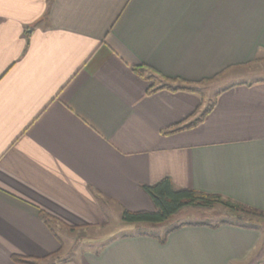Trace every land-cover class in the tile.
<instances>
[{
	"label": "crops",
	"instance_id": "obj_1",
	"mask_svg": "<svg viewBox=\"0 0 264 264\" xmlns=\"http://www.w3.org/2000/svg\"><path fill=\"white\" fill-rule=\"evenodd\" d=\"M262 61L264 0H0V264H264L262 225L178 215L65 241L165 178L264 211Z\"/></svg>",
	"mask_w": 264,
	"mask_h": 264
},
{
	"label": "trees",
	"instance_id": "obj_2",
	"mask_svg": "<svg viewBox=\"0 0 264 264\" xmlns=\"http://www.w3.org/2000/svg\"><path fill=\"white\" fill-rule=\"evenodd\" d=\"M145 70L147 69H144V67L134 68L135 73L138 74H142V72ZM180 89L191 90L188 87L177 88L174 90ZM189 127L176 125L175 128L169 131V133H175L177 131L185 130ZM171 182L172 181L169 178H165L154 185L152 184L143 186V190L152 200L155 210L139 212L124 211L122 215L123 222L129 224L163 225L171 221V219L186 209L191 208L203 211H211L215 209L216 205L218 204L224 206L225 210L231 217L216 223V225L207 221H197L187 224L210 225L215 227L221 224H231L240 227H252L253 229L257 226V228L261 227L260 225H262L264 222V211L262 210L235 203L231 200L221 197L220 195L206 194L203 192L201 193L188 188H176ZM251 220H255L256 223H253ZM184 225L185 224H181L180 227ZM177 228L179 229V227H175L165 232L166 235ZM14 260L19 262V264H34L21 257H14Z\"/></svg>",
	"mask_w": 264,
	"mask_h": 264
},
{
	"label": "rangeland",
	"instance_id": "obj_3",
	"mask_svg": "<svg viewBox=\"0 0 264 264\" xmlns=\"http://www.w3.org/2000/svg\"><path fill=\"white\" fill-rule=\"evenodd\" d=\"M263 60V59H262ZM263 66H264V61H262ZM260 64V63H259ZM261 66H258V69L255 72H250L248 77L250 80H254V79H259L260 77H264V70H262L260 68ZM238 74V72L236 71H232V72H226L223 73L220 77L222 78H230L231 75L233 73ZM233 74V75H236ZM247 77V76H246ZM244 78V77H242ZM124 211H120L119 213H115L113 214L112 218V223H114V226H116V231L113 233H108L106 232V230H97V231H78V232H72L69 233L67 236V240H65L66 242L69 241V253H67V257L70 256L72 253H74V250H76V248H80L83 246V242H86L87 240H90L91 238L93 240L96 239H100L101 237H106L108 235L111 234H117L120 232H126V231H134V233L140 232L139 229H137L135 227V225L137 224H129V223H125L122 220V215H123ZM226 217V218H225ZM229 217H231L227 211L225 210V207L222 206L221 204L216 205L215 209L211 210V211H203V210H198V209H186L183 212H181L177 218L175 219L177 222L176 224H180V223H186V222H194V221H207V222H211L214 223L216 225V223L221 222L225 219H228ZM231 219V218H230ZM174 221V220H172ZM168 222L166 224V226L164 225L163 228L158 229L157 228H152V229H147L148 231L152 232V233H156V234H163V232L167 231L168 228H172L173 227V222ZM253 223H256L255 220H251ZM264 224V222H263ZM262 224V227H264ZM264 232V229L261 228ZM110 232V231H109ZM131 234V233H130ZM92 240V241H93ZM91 241V242H92ZM88 243V242H87ZM46 264V263H45Z\"/></svg>",
	"mask_w": 264,
	"mask_h": 264
}]
</instances>
